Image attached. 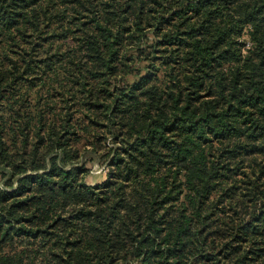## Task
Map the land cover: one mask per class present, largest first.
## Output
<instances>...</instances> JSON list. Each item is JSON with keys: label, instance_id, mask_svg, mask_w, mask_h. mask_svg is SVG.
<instances>
[{"label": "trees", "instance_id": "obj_1", "mask_svg": "<svg viewBox=\"0 0 264 264\" xmlns=\"http://www.w3.org/2000/svg\"><path fill=\"white\" fill-rule=\"evenodd\" d=\"M0 264H264V0H0Z\"/></svg>", "mask_w": 264, "mask_h": 264}, {"label": "rangeland", "instance_id": "obj_2", "mask_svg": "<svg viewBox=\"0 0 264 264\" xmlns=\"http://www.w3.org/2000/svg\"><path fill=\"white\" fill-rule=\"evenodd\" d=\"M35 77L38 78V76ZM33 83V81L29 82V84L27 82H20L16 87L17 90L8 89L9 94H6V96L13 102L15 109L30 110L32 106L31 103H34L36 99L39 98L40 103L37 105V108L44 112L45 107L43 106V102L45 101V81L43 79H38L35 80V84ZM15 98H17V101H15ZM104 157V155H101L99 156V160L86 161V166L88 167V172L84 175V181L86 183L94 185L103 181L109 175Z\"/></svg>", "mask_w": 264, "mask_h": 264}]
</instances>
